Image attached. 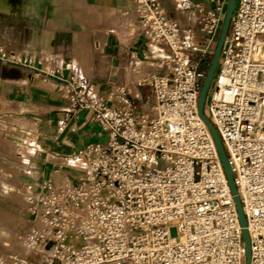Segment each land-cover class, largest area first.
Segmentation results:
<instances>
[{
	"label": "built area",
	"instance_id": "built-area-1",
	"mask_svg": "<svg viewBox=\"0 0 264 264\" xmlns=\"http://www.w3.org/2000/svg\"><path fill=\"white\" fill-rule=\"evenodd\" d=\"M205 2L184 27L159 0H135L141 33L172 50L159 70L109 92L101 83L49 73L65 81L71 107L85 111L108 140L73 153L71 171L49 174L35 198L29 194L30 206L23 205L30 213L23 236L29 255L0 264L246 263L237 207L198 113L202 63L214 52L226 6V0ZM177 6L190 8L186 1ZM204 35L211 46L201 42ZM142 87L150 88L146 100ZM205 111L232 168L251 264H264V0H237Z\"/></svg>",
	"mask_w": 264,
	"mask_h": 264
},
{
	"label": "crops",
	"instance_id": "crops-1",
	"mask_svg": "<svg viewBox=\"0 0 264 264\" xmlns=\"http://www.w3.org/2000/svg\"><path fill=\"white\" fill-rule=\"evenodd\" d=\"M179 1H186L190 8L178 7ZM24 2L25 12L20 18L13 17V2L7 13L9 19L0 16V48L7 56L0 58V118L36 120L39 128L35 132L43 150L60 158L97 142L96 135L102 129L88 122L85 111L71 107L67 84L50 76L51 71H62L66 78L74 76L83 85L101 83L103 91L109 92L113 84L159 70L160 61L170 57L172 50L166 44H151L141 33L135 0H74L59 6V12L53 4L51 14L44 13L45 5L39 1L41 14L34 0ZM159 2L186 27L195 23L192 11L205 0ZM143 88L149 87L141 88L142 98ZM10 128L30 134L17 123ZM17 140L11 146L20 147V138ZM50 152L41 161L28 159V166L37 174L33 176L35 181L51 173L52 177L58 173L54 177L58 178L61 172H69L54 170L59 163L50 160ZM7 257L1 253L0 262Z\"/></svg>",
	"mask_w": 264,
	"mask_h": 264
},
{
	"label": "rangeland",
	"instance_id": "rangeland-1",
	"mask_svg": "<svg viewBox=\"0 0 264 264\" xmlns=\"http://www.w3.org/2000/svg\"><path fill=\"white\" fill-rule=\"evenodd\" d=\"M14 3V15L15 18H20V14L25 10L23 7L24 0H9ZM39 2H41L43 5H45L46 12H49L51 14V11L54 10L53 4L56 6V11L59 10V6L63 5H69L74 0H34V2L38 5V13H40V5ZM10 2V3H11ZM226 0V6L225 11L227 7ZM25 3V2H24ZM51 6L49 10H47L46 6ZM224 11V15H225ZM8 12H1L0 16H2V19H9L10 17ZM192 15V14H191ZM224 18V17H223ZM233 21V18H232ZM232 21L230 24V29L232 26ZM219 37V36H218ZM204 40L201 41L205 45L211 46L210 39H207V37L203 36ZM217 43V42H216ZM216 43L213 47L212 51H215ZM214 53V52H213ZM213 53L209 54L208 56H204V61L202 63V68L208 70L209 63L212 60ZM195 57L199 58L200 55H194ZM143 100H146L150 96V88H143ZM140 104V103H139ZM5 114H3L4 116ZM44 121H46L44 119ZM17 123V126L21 127L24 126L28 129L29 133H19L17 130H13L10 128V126H14V124ZM39 128L38 124L36 123V120H33L31 118H0V164L3 166H6L7 169L10 170L13 174H10L8 177V180H3L0 178V254L5 253V250L8 251V253H12V255L6 254L8 257L6 259H12L10 256H14V254H23L28 250L27 246L20 243V241L23 239V236L25 233L29 230L31 224H30V213L27 211V209L22 207V204L24 206H30L32 200L29 199V194L35 198V196L38 194V192L41 190V186L43 184V179L40 181H35L33 179L34 177H37V174L32 172L30 167L28 166V159L34 161H41L42 157H45L48 152H45L42 146V143L40 141V138L36 136L35 130ZM34 130V132L32 131ZM20 138L21 146L13 144L11 146V143H14L18 141L17 139ZM95 140L97 142H100L102 144L106 143L108 140V135L101 131L99 134L96 135ZM76 152V151H75ZM51 153V152H50ZM59 155L51 153L50 160L55 163H61L64 162V165H56L54 170H61L64 171H71V168L68 166L70 163H72L74 160L73 153L67 154V155H61L60 158H58ZM10 164V165H9ZM52 172L54 171L51 168ZM30 182L33 185V189H29L26 187L23 183V181ZM3 185H7V188L9 190V193L4 192ZM19 190H21L23 193H21ZM26 195L28 200H25L24 196ZM22 203V204H21ZM20 243V244H19ZM19 246V251H18ZM23 246V247H22ZM26 247V248H25ZM25 248V249H24ZM24 249V250H23ZM36 256H32L31 259L35 258ZM7 264H13L11 262H4ZM57 264V262H56Z\"/></svg>",
	"mask_w": 264,
	"mask_h": 264
},
{
	"label": "water",
	"instance_id": "water-1",
	"mask_svg": "<svg viewBox=\"0 0 264 264\" xmlns=\"http://www.w3.org/2000/svg\"><path fill=\"white\" fill-rule=\"evenodd\" d=\"M236 2L237 0H228L227 2V7H226L225 15L222 21L220 34H219V37L216 43L215 51L213 53L212 60L209 64V67H208V70H207V73H206V76H205V79H204V82H203V85H202V88L199 94L198 113H199V116L202 118V120L209 127L213 135V138L215 140V144L217 146L219 156H220L221 162L223 164V167H224V170L227 176L229 187H230L231 193L233 195V199L237 207L240 223L243 227V238H244V243L246 247V263L245 264H251L252 263L251 239H250V234H249V230L247 227V221H246V217L244 214L243 206H242L240 196L238 194V190H237V187L234 181L232 168L230 166L221 137L216 127L214 126V124L208 118L206 111H205V105H206L208 93H209L216 69L218 67V63L220 60L224 42L226 40V37L230 29V24H231L233 15H234Z\"/></svg>",
	"mask_w": 264,
	"mask_h": 264
},
{
	"label": "bare ground",
	"instance_id": "bare-ground-1",
	"mask_svg": "<svg viewBox=\"0 0 264 264\" xmlns=\"http://www.w3.org/2000/svg\"><path fill=\"white\" fill-rule=\"evenodd\" d=\"M10 8H11V3H10V1L9 0H0V11L1 12H8L9 10H10ZM193 18H195V16L194 15H191ZM138 71V70H137ZM139 72V71H138ZM136 74H138V73H136ZM141 77V76H140ZM21 132H23V130H21ZM10 165V164H9ZM8 168V167H7ZM6 168V166H3L2 164H0V178L1 179H3V180H8V177L10 176V174H13L12 172H10V170L9 169H7ZM58 175V173H56L55 175H53L54 177H56ZM23 183L25 184V185H27L28 186V188L29 189H33V185L30 183V182H27V181H23ZM2 190H4V192H7V193H9V190H8V188H7V185H3V189ZM21 193H23L21 190H19ZM24 198H25V200H28L27 199V196H24ZM21 242H22V244H23V242H24V244L27 246V248H28V253L26 254V255H21V254H18V257H27L28 255H29V244L26 242V240H24V239H22L21 240ZM23 247V246H22ZM26 248V247H25ZM24 248V249H25ZM23 249V250H24ZM3 260V259H2ZM10 260V259H9Z\"/></svg>",
	"mask_w": 264,
	"mask_h": 264
},
{
	"label": "trees",
	"instance_id": "trees-1",
	"mask_svg": "<svg viewBox=\"0 0 264 264\" xmlns=\"http://www.w3.org/2000/svg\"><path fill=\"white\" fill-rule=\"evenodd\" d=\"M210 62H211V61H210ZM209 64H210V63H209ZM209 64H208V65H209Z\"/></svg>",
	"mask_w": 264,
	"mask_h": 264
}]
</instances>
